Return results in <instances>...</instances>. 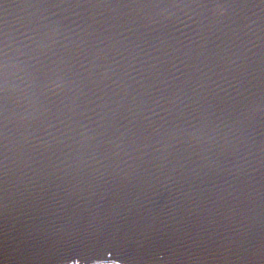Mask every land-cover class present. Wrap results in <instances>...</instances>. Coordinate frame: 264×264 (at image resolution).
Returning a JSON list of instances; mask_svg holds the SVG:
<instances>
[{
    "label": "water",
    "instance_id": "95a60500",
    "mask_svg": "<svg viewBox=\"0 0 264 264\" xmlns=\"http://www.w3.org/2000/svg\"><path fill=\"white\" fill-rule=\"evenodd\" d=\"M95 261L264 264V0H0V264Z\"/></svg>",
    "mask_w": 264,
    "mask_h": 264
},
{
    "label": "bare ground",
    "instance_id": "6f19581e",
    "mask_svg": "<svg viewBox=\"0 0 264 264\" xmlns=\"http://www.w3.org/2000/svg\"><path fill=\"white\" fill-rule=\"evenodd\" d=\"M89 263L103 264V262H98V261H95V262H89Z\"/></svg>",
    "mask_w": 264,
    "mask_h": 264
}]
</instances>
